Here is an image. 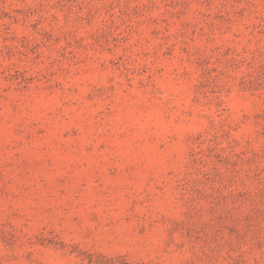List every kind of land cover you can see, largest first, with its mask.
I'll use <instances>...</instances> for the list:
<instances>
[{
	"label": "rangeland",
	"instance_id": "1",
	"mask_svg": "<svg viewBox=\"0 0 264 264\" xmlns=\"http://www.w3.org/2000/svg\"><path fill=\"white\" fill-rule=\"evenodd\" d=\"M100 261L264 264V0H0V264Z\"/></svg>",
	"mask_w": 264,
	"mask_h": 264
},
{
	"label": "trees",
	"instance_id": "2",
	"mask_svg": "<svg viewBox=\"0 0 264 264\" xmlns=\"http://www.w3.org/2000/svg\"><path fill=\"white\" fill-rule=\"evenodd\" d=\"M108 259H111V258H108ZM90 262H92V260H90ZM97 264H104V262L100 261L99 263Z\"/></svg>",
	"mask_w": 264,
	"mask_h": 264
}]
</instances>
